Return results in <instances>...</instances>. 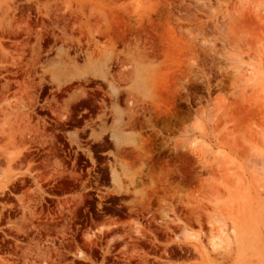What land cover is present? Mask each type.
<instances>
[{"label": "rangeland", "instance_id": "obj_1", "mask_svg": "<svg viewBox=\"0 0 264 264\" xmlns=\"http://www.w3.org/2000/svg\"><path fill=\"white\" fill-rule=\"evenodd\" d=\"M0 264H264V0H0Z\"/></svg>", "mask_w": 264, "mask_h": 264}, {"label": "bare ground", "instance_id": "obj_2", "mask_svg": "<svg viewBox=\"0 0 264 264\" xmlns=\"http://www.w3.org/2000/svg\"><path fill=\"white\" fill-rule=\"evenodd\" d=\"M88 79V78H87ZM89 82H91V83H93L92 81H89ZM187 124H191L193 127H196L197 126V124H198V117L196 116V115H193V116H190V117H188V118H186V121H185ZM186 124V125H187ZM183 235V234H182ZM184 235H185V233H184ZM187 236V235H186ZM184 238V237H183ZM225 239L226 240H229V237L226 235V237H225ZM220 240V239H219ZM210 243H211V247H215V246H217L218 244L214 241V239H212L211 241H210Z\"/></svg>", "mask_w": 264, "mask_h": 264}, {"label": "water", "instance_id": "obj_3", "mask_svg": "<svg viewBox=\"0 0 264 264\" xmlns=\"http://www.w3.org/2000/svg\"><path fill=\"white\" fill-rule=\"evenodd\" d=\"M76 256H78V254H76Z\"/></svg>", "mask_w": 264, "mask_h": 264}]
</instances>
